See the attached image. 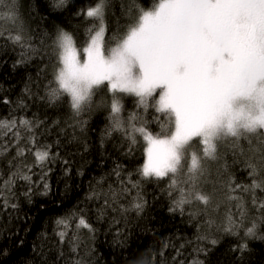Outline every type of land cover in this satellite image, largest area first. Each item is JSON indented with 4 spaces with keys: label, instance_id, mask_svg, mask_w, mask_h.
I'll use <instances>...</instances> for the list:
<instances>
[{
    "label": "snow or ice",
    "instance_id": "obj_1",
    "mask_svg": "<svg viewBox=\"0 0 264 264\" xmlns=\"http://www.w3.org/2000/svg\"><path fill=\"white\" fill-rule=\"evenodd\" d=\"M67 3L68 0H53L57 9ZM109 6L110 0L89 3L83 15L92 24L88 28V41L80 51L72 34L58 31L54 41L58 67L41 99L50 105L67 103L76 117L93 109L107 108L106 135L121 133L129 141V150L142 137L147 144V162L141 176L148 180L168 179V195L178 192L170 212L179 211L183 215L185 206L193 204L201 205L200 211L205 213L218 210L219 204L214 201L219 183L227 188V199L236 201L239 215L236 220L229 213L224 231L239 235L248 209L244 196L236 193H250L259 216L244 227V237L264 240V234L260 233L264 224V199L256 196L257 190L264 192V0H154L147 9L136 8L135 20L122 35L106 41L105 17ZM0 17L6 18L15 29L6 39L21 49L17 63L24 64L40 52L25 35L19 0H0ZM104 91L109 97L97 100ZM25 92L31 95L27 86ZM125 96L136 97L137 107L144 111L125 115L122 103ZM3 102L10 103L6 99ZM149 107L165 115L159 133L148 127ZM39 123L23 118L0 120V129L5 130L0 136L12 134L16 157L32 152L36 163L44 165L52 156L50 146L36 148L34 135L27 137L32 147L20 146L21 129L33 133ZM79 123L82 130L86 121ZM195 145L199 146V153L192 150ZM6 151L8 146L0 147V153ZM229 154L234 162L245 157L250 184H238L231 177L226 184L211 180V163L223 160L222 167L227 171ZM30 172L31 166L18 163L0 185L4 207L9 206L8 196L14 195L12 190L17 180L31 183ZM116 175L119 176V171ZM129 183L137 189L131 210L139 215L146 201L139 183L131 180ZM207 183H212V191L202 187ZM43 187L47 190L49 186L45 182ZM122 191L130 189L124 187ZM117 196L112 193L113 202ZM105 205L109 206L108 200ZM57 224L64 227L57 233L63 243L70 225L67 220H58ZM76 228L95 231L83 216ZM73 240L77 241L71 247L76 254L73 264H85L78 251V234ZM196 240L200 242L193 249L197 258L191 264H206L205 259L198 257H207L218 240L209 234H200ZM201 243L210 247H202ZM183 247L181 244L180 248ZM246 248L247 243L240 246L241 251ZM180 255L178 249L176 256ZM177 264L185 262L179 260Z\"/></svg>",
    "mask_w": 264,
    "mask_h": 264
},
{
    "label": "trees",
    "instance_id": "obj_2",
    "mask_svg": "<svg viewBox=\"0 0 264 264\" xmlns=\"http://www.w3.org/2000/svg\"><path fill=\"white\" fill-rule=\"evenodd\" d=\"M95 2L68 0L67 6L57 9L53 0H19L25 35L31 38L30 43L35 48L40 49L24 64L17 63L21 59V49L6 39L15 31L13 25L0 17V32H3L0 35V120L23 118L40 122L33 133L21 129L20 146L32 147L27 137L34 135L36 148L50 146L52 153L47 163L38 165L32 152L16 157L15 138L11 133L0 136V147L8 146V151L0 153V185L18 163L31 166V183L16 181L12 190L14 195L8 196V207H4L0 199V264H73L76 254L72 253L71 247L77 242L73 240L75 234L79 236L78 251L85 264H177L179 260L191 264L193 258H197L193 249L200 243L196 240L200 234H209L218 240L207 257H198L205 259L206 264H264V240L244 237V227L259 216L252 206L250 193H236L244 196L248 209L239 235L224 231L229 213L236 220L239 215L236 201L227 199V188L219 183L214 201L219 204L218 210L205 213L200 211L201 205L193 204L185 206L183 215L179 211L170 212L178 192L168 195V179L148 180L141 176L142 137H138L129 150V141L121 133L106 135L109 127L107 108L93 109L76 117L67 103L50 105L41 99L58 67L54 49L58 31L62 29L72 34L80 51L88 41V28L92 24L83 13L89 3L94 5ZM153 3L154 0H110L105 17V40L127 30L135 20L137 7L147 9ZM41 40L45 43L41 44ZM26 86L31 95L25 92ZM108 97L109 93L104 91L96 99ZM5 99L10 103H4ZM136 101L134 96L124 97L125 115L144 111L137 107ZM153 117L159 119L153 120ZM146 118L153 133L161 131V124L166 119L154 107L148 108ZM81 120L86 121L82 130ZM3 131L0 129V133ZM196 149L197 145L192 150ZM199 151L198 146L197 153ZM226 162L227 171L222 167L223 160L211 164V180L226 184L231 177L238 184L251 183L244 167L245 157L236 158L234 162L229 154ZM129 180L139 183L146 201L139 215L131 210L137 189ZM45 182L49 186L47 190L43 187ZM124 187L130 191H122ZM202 187L206 191L213 189L212 183ZM113 192L118 194L115 202ZM256 196L264 199V192L257 190ZM105 200L109 206L105 205ZM189 212L194 215L190 216ZM81 216L92 225L94 232L76 228ZM58 220H67L70 225L63 243L57 233L64 227L57 224ZM260 233L264 234V224ZM244 243L247 248L241 251L240 246ZM181 244L183 248H180ZM200 246L208 245L201 243ZM178 249L182 253L180 256H176Z\"/></svg>",
    "mask_w": 264,
    "mask_h": 264
},
{
    "label": "rangeland",
    "instance_id": "obj_3",
    "mask_svg": "<svg viewBox=\"0 0 264 264\" xmlns=\"http://www.w3.org/2000/svg\"><path fill=\"white\" fill-rule=\"evenodd\" d=\"M81 59H83L82 52H81ZM146 148H147V144H146V142L144 141V160H143V163H142V166H141V171H142V168H143L144 164L147 162ZM194 151H195V152L198 151V145H197V149L194 150ZM211 164H213V162H212Z\"/></svg>",
    "mask_w": 264,
    "mask_h": 264
}]
</instances>
